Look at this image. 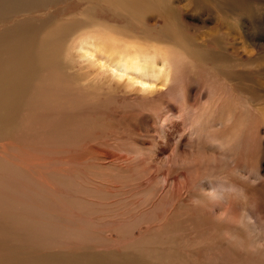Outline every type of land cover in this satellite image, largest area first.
Returning <instances> with one entry per match:
<instances>
[{
	"label": "rangeland",
	"instance_id": "obj_1",
	"mask_svg": "<svg viewBox=\"0 0 264 264\" xmlns=\"http://www.w3.org/2000/svg\"><path fill=\"white\" fill-rule=\"evenodd\" d=\"M32 1L0 12V264H264V0ZM95 23L180 80L97 78Z\"/></svg>",
	"mask_w": 264,
	"mask_h": 264
},
{
	"label": "bare ground",
	"instance_id": "obj_2",
	"mask_svg": "<svg viewBox=\"0 0 264 264\" xmlns=\"http://www.w3.org/2000/svg\"><path fill=\"white\" fill-rule=\"evenodd\" d=\"M17 1L20 0H0V12L7 4ZM27 1L29 3L30 0ZM33 1L36 2V0ZM118 32L104 23H95L89 28L78 30L74 33L69 53L73 54L79 64L87 65L86 69H95L97 78H101L102 81L120 84L133 94H142L145 98L148 96L146 93L151 94L155 91L145 80L146 78L161 81L164 86L171 84L175 79L177 84L178 78L180 80L177 73L180 74L178 71H182L184 61L172 49H166L155 43H145L138 40L135 35L123 33V31ZM4 97L0 99V102L6 99V96ZM242 248H246L245 251L248 252L247 246Z\"/></svg>",
	"mask_w": 264,
	"mask_h": 264
},
{
	"label": "clouds",
	"instance_id": "obj_3",
	"mask_svg": "<svg viewBox=\"0 0 264 264\" xmlns=\"http://www.w3.org/2000/svg\"><path fill=\"white\" fill-rule=\"evenodd\" d=\"M261 247H264V245H260Z\"/></svg>",
	"mask_w": 264,
	"mask_h": 264
},
{
	"label": "snow or ice",
	"instance_id": "obj_4",
	"mask_svg": "<svg viewBox=\"0 0 264 264\" xmlns=\"http://www.w3.org/2000/svg\"><path fill=\"white\" fill-rule=\"evenodd\" d=\"M145 87H147V85H145Z\"/></svg>",
	"mask_w": 264,
	"mask_h": 264
}]
</instances>
